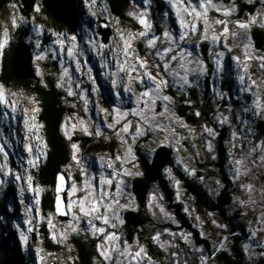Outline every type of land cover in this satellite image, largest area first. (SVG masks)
Segmentation results:
<instances>
[{"label": "rangeland", "instance_id": "1", "mask_svg": "<svg viewBox=\"0 0 264 264\" xmlns=\"http://www.w3.org/2000/svg\"><path fill=\"white\" fill-rule=\"evenodd\" d=\"M38 1L39 11H36L34 16H40L45 20L47 15L44 14L43 9L46 11L47 9L43 5V0ZM164 1L168 6L166 18L154 16L152 0L147 5L144 0L135 1L128 12V17L133 24L124 23L110 16L104 0H95V3L91 0H82V4L77 6L83 12L81 25L73 32L66 25L55 20L48 11L51 15L48 21H38L33 18L28 23L31 30L28 43L32 46L34 76L37 75L42 81L45 72L49 70L47 65L56 62L59 66L58 84L69 99V107L75 111L74 114H68L65 117L62 133L70 144L71 156L75 154L79 161L78 164L72 159L71 165L64 168L69 179L67 205L69 203L72 205L71 210L67 207L68 218L63 220L55 212L45 215L43 204L51 189L41 184L35 175L46 163L48 157V142L45 137V127L39 119L41 109L38 99L24 87L9 89L0 85L4 95V101H0V148L3 149L0 151V186L4 189L12 186L15 193L14 198L12 197L7 204L8 217L11 218L3 216L2 223L16 231L23 250L30 257L29 264H77V250L72 240L73 236L91 239L96 249L97 245L101 244L114 257L112 261H105L97 251L94 264H114L115 260L128 264L130 257L125 259L119 256L125 241L128 252L134 253L141 246L145 249L150 261L148 258H137L139 264H202L201 256L206 257L203 264H224L221 258L235 261L237 251L243 252L247 262L264 264V197L261 196V190L264 189V166L252 164L253 160L259 161V158L264 155L262 151L264 149V69L259 67L260 61L256 59L258 56H264V53L257 48L253 38L254 28L264 30V26H261L264 24V0H251V2L243 0L249 5H256L255 14L246 12V17L240 16V7L236 4L225 6L213 0V4L217 5L220 11L209 9V19L227 20L230 33L236 31L237 36L233 39L229 35L226 41L228 47L225 48L223 37L220 42H214L211 39L213 29L219 33L223 25H212L205 37L201 39L199 28L203 26V22L200 21L197 36H191L187 41L180 42L179 47L172 45L174 52L169 53V57L175 54L179 60L181 49H183L185 60L193 61L187 64L189 69L196 68L198 61L206 68V71L203 74L190 72L189 79L192 85L180 88L173 85V78L170 75L165 74L169 85L163 90V94L171 97L170 110L163 117L156 116L153 121L154 124L160 123L165 126V131H144L142 128L144 134L137 136L133 141L132 134L139 119L132 115L133 109L138 110L135 97L145 89L148 81L145 78V83L142 85L134 78L129 79L127 65L124 72H120L117 68L118 62L120 64L125 62L124 41L120 39V35L124 34L127 37L132 34L135 37L130 41L129 51L132 53L130 62L135 64L136 58L139 57L147 63L148 67L138 70L148 71L155 76L157 71L155 65L161 61L154 53L169 45L161 40L157 41L152 48H148L147 39L153 35L162 37L164 31L170 32L178 39L182 29L177 18V11L185 21L192 19L184 11L189 0H172L177 4L176 8L171 6L169 0ZM192 3L196 4L197 0H192ZM226 10L230 11L227 17L223 15V11ZM141 12L147 13L145 18L151 25L148 29L139 23L138 17ZM100 18L107 19L111 28L108 43H104L102 35L98 33ZM252 18H255L256 22L250 24L248 29L242 30L235 27L234 22H247ZM23 20L15 3L9 7V14L0 13V43L4 44V47L0 49V73L4 50L11 41L10 30L12 27L17 28ZM52 20L64 27L54 25ZM142 31H146L147 36L137 35ZM73 36L75 40L69 39ZM205 42L210 44L209 56L214 71L211 100L204 99L205 75L208 70L206 61L203 59L201 44ZM244 44L249 46L245 48ZM68 49L73 52L71 58L67 54ZM219 51L224 52V56L221 60L222 67L218 68L215 63L217 59L215 54ZM245 52L251 59H245ZM233 57H238L239 63ZM77 61L80 63L79 71L76 67ZM245 65L247 72L244 71ZM173 66L178 65L173 62ZM135 75L133 73V77ZM242 75L244 81L240 80ZM252 81L256 82L255 88L251 86ZM125 86H129L131 91L125 92ZM69 90L74 93L72 96L67 94ZM192 95L199 98L198 105L193 104ZM181 97L186 99L187 105L194 106L192 113L197 119L196 125L188 123L179 115L177 99ZM255 101H258V106ZM115 109L127 112L128 115L121 118L120 122L110 129L107 124L113 123ZM161 110V103L158 102L156 111ZM196 112L200 115L196 116ZM224 117H227V120L221 124L220 120ZM126 121H131L129 133H121L118 137L116 131ZM205 126L212 128L215 135L210 136L206 133ZM97 128L102 133L98 137L85 132L87 129L88 133H94ZM222 130L226 141L225 167L231 180L232 204L228 212L239 216L238 221L234 218L233 221L238 223L241 221L245 225L243 230L247 234L246 237L242 234L241 228L232 233L236 226L231 227L217 214L197 208L192 194L187 193L188 189L175 173V168H179L187 177L202 184L213 195L214 200L218 199L225 188V183L220 178L217 150V140ZM82 139L115 145V149L112 150L109 147L107 150H94L91 148L92 144H85ZM122 140H126L127 144L122 143ZM208 142H211L212 151L207 150ZM73 144L77 145L75 153ZM161 146H168L174 151L175 166L167 168L164 174L175 191L176 202L183 205V213L200 237L208 241L209 249L214 251L212 255L210 250H206L204 246L197 243L192 231L182 225L158 188L151 192L146 206L145 214L148 224L144 231L145 236L141 238L137 235L132 242L128 239L126 230L128 220L125 215L127 212L139 210L132 189V180L142 172L140 153L151 160ZM129 147H131V153L127 151ZM117 155L121 157V161L115 160ZM237 160L242 163L237 164ZM108 164L112 167L109 168ZM236 169H239L241 174L234 181ZM193 171L194 174H191ZM125 172H130L132 175H125ZM17 176L20 177L19 180L16 179ZM101 176L112 180L111 185L107 183L103 185L107 191L104 203L111 205L107 215L110 224L116 223V228H111L94 219L98 213L84 217L79 211L81 199L87 197L86 206H90L94 200ZM29 177H31L30 181ZM177 181H179L178 185ZM118 183L119 193H117ZM247 183L253 185L251 199L247 189L241 187ZM73 187L76 189L75 192L72 191ZM37 200H39L38 204ZM117 200L119 203L115 202ZM121 205L128 206L121 207ZM160 208L164 209L163 213L160 212ZM103 211L104 208L101 207V212ZM114 214L123 220L122 224L114 218ZM73 216L78 219L73 220ZM89 219L97 227H104L105 233L93 234L87 223ZM213 220L217 224L226 225V228H217L212 223ZM31 224L37 226L36 241H33L29 232ZM43 228L48 234L49 241L43 237L41 232ZM112 232H115L120 239L107 244L103 243L104 236ZM156 234H159L158 241L152 239ZM53 235L56 240L52 238ZM1 237L0 233V239ZM224 237L227 239L223 240ZM221 241H223V247H221ZM245 245H248L247 250ZM235 246L239 250H235ZM173 253L177 255L173 256Z\"/></svg>", "mask_w": 264, "mask_h": 264}, {"label": "trees", "instance_id": "2", "mask_svg": "<svg viewBox=\"0 0 264 264\" xmlns=\"http://www.w3.org/2000/svg\"><path fill=\"white\" fill-rule=\"evenodd\" d=\"M135 1L137 0H104V5L109 10L110 16L118 18L124 23L133 24L132 20L128 17V12ZM217 1L225 6L236 4L240 7L241 17H246V12L250 14H255L256 12V5H249L246 2H243V0ZM67 2L73 8L77 19L76 27H79L81 25L83 12H81L77 6L82 4V0H67ZM12 3L16 4L21 17H23L24 20L19 23L17 28L12 27V30H10L11 41L9 46L4 50V56L1 64L0 85L9 89L24 87L38 99L41 109L39 119L45 127V137L48 142V157L46 163L40 167V170H38L35 175L41 184L51 189L50 193H48L47 197H45L43 204V212L45 215H48L49 212H54L53 202L57 174L64 171V168L71 165L72 162L70 144L63 136L62 127L65 117L68 114H74L73 112L75 111L69 107V99L67 98L66 93L57 86L59 66L56 62L49 66L47 65L49 70L45 72V75L40 82L34 79L23 81L15 77L12 63L17 47L23 42H28L31 35L30 25L28 23L31 22L33 18H36L38 21L46 22L49 20L51 15L43 9L44 14L47 15L45 20L40 16H34L36 7L39 4L38 0H0V13L9 14V7ZM151 7L154 12V16H159L160 18L164 16V18H166L168 6L164 0H152ZM102 19L103 18H100V21ZM171 21L174 22L173 19H171ZM52 22L54 25L62 28L64 27L55 20H52ZM253 36L257 48L264 53V30L254 28ZM201 47L203 50V59L206 61L208 70L205 75L206 92L204 99L211 100L212 78L214 71L209 56L210 44L205 42L201 44ZM192 100L194 101L193 104L198 105V97L192 95ZM177 107L179 115L182 118H184L188 123L196 125L197 119L192 113L194 111V106L187 105L186 99L181 97L177 99ZM82 140L85 144H92L91 148L94 150H107L109 147H111L112 150L115 149V145L94 143L93 140L90 139ZM225 144V134L222 130L221 135L217 140V150L220 178L222 182L225 183V188L218 199L214 200L212 198L213 195L205 189L202 184H199L195 179L187 177V175L179 168H175V173L178 178L183 181L186 189H188L187 193L190 195L192 194L191 196L194 199L197 208L215 213L227 221L231 227L236 226L233 230L231 229L232 233H234L236 229L241 228L242 234L246 237L247 234L245 233V230H243L245 225L241 223V221H239V223L233 221L234 219L238 221L240 219L239 216L231 215L228 212L231 209L229 206L232 204V194L230 192L231 180L225 167V161L227 159ZM140 156L142 172L138 177L132 180V189L135 194L139 210L136 212H127L125 215L128 220L126 223L128 239L132 242L135 240L137 235L141 238L145 236L144 231L148 224V219L145 214L146 206L151 192L158 188L162 191L169 208L175 212L182 225L192 231L197 243L204 246L206 250H210L208 241L203 240L200 237L198 231L193 228L191 222L183 213V205L176 202L175 191L165 177V170L175 166L173 149L168 146H161L153 154L151 160L147 159L146 156L141 153ZM14 195L15 193L12 186H8L7 189L0 186V233L2 235L0 239V264H29L30 257L26 251L23 250L21 241L17 237L16 231L12 230V228L7 224L3 225L2 223L3 216L11 218L8 217L9 207L7 204L12 197L14 198ZM41 232L43 233V237L49 241L48 234L45 232L44 228ZM4 233L5 235H3ZM72 240L77 250V264H94L97 256L95 243H93L91 239L78 238L76 236H73ZM234 249L239 250L236 246ZM213 252V250H210L211 255ZM221 261L224 264H254L246 261L245 255L242 251H237L235 261H231L228 258H221Z\"/></svg>", "mask_w": 264, "mask_h": 264}, {"label": "snow or ice", "instance_id": "3", "mask_svg": "<svg viewBox=\"0 0 264 264\" xmlns=\"http://www.w3.org/2000/svg\"><path fill=\"white\" fill-rule=\"evenodd\" d=\"M91 2L95 3V0H91ZM169 2L171 3V6L173 8L177 7V4L172 2V0H169ZM250 2H251V0H250ZM144 3H145V5H147L150 3V0H144ZM209 9H215L217 11H220V8H218L217 5L213 4V0H197L196 4H193L192 0H189V4L187 7L184 8V11L187 13V15L189 17L192 18L190 21H185L183 18H181L179 11H177V18L180 21V28L182 29L178 39H177V37H175L174 35H172L168 31H164L162 33V37L153 35L147 39V47L148 48H152L157 43V41H161V40H162V42H167L169 45L168 47H165L162 50H158L154 53V55L159 57L160 61H161V63H157L155 65V67L157 69L155 76H153L148 71H139L138 70V69H147V67H148L147 63L145 61L141 60L139 57L136 58L135 64H132L130 62L131 57H132V53L129 51V49L131 48L130 41L132 39H134L135 37L132 34H129L127 37H125L124 34L120 35V39L122 41H124L123 54L125 56V62H124V64H120L118 62L116 65L117 68L119 69L120 72H124L125 71V65H127V76L129 79L134 78L139 83H141L142 85L145 83V78H147V81H148V84L145 87V89L140 92L139 96L135 97V101H136L138 110L133 109L132 115L139 117V119L136 123L135 131L132 134L133 141H135L137 136L143 135L144 131H148V130L165 131V126H163L162 124H160V123L154 124L153 123L156 116L163 117L165 115V113L169 112V110H170L169 106L171 104V97L163 94V90L166 89L169 85V81L166 78L165 74L170 75L173 78V81H172L173 85L180 88V87H183L185 85H187V86L192 85V81H190V79H189V73L190 72L196 73V74H203V72L206 71V68H204V66L198 61L196 62L197 63L196 68L189 69L187 67V64L193 63V61H191V60L186 61L185 60L183 49H181L179 60L177 58V55H175V54H173L169 57L168 54L174 52V48L172 47V45H176V47H179L180 42L187 41L188 39L191 38V36H197V34H198V22H200V21L203 22V26L199 28V38H201V39L205 37L206 33L209 31V29L212 27V25H223V27L219 31V33H216L215 29H213V35H212L211 39L214 42H220L221 37H223V40H224L223 47H225V48L228 47V45L226 43L228 36L231 35L233 39L237 36L236 31H232L230 33L227 20H221V19L210 20L208 17ZM36 11H39L38 7L36 8ZM130 15H131V13H130ZM146 15H147L146 12H141L139 14L138 20H139V23L142 26H144L145 29H148L151 27V25L146 20V18H145ZM223 15L225 17L229 16L230 11H227V10L223 11ZM255 22H256V19L252 18V19L248 20L247 22L236 21L234 23H235V27L237 29L246 30L249 28L250 24L255 23ZM261 26H264V24H262ZM185 30H187V31H185ZM137 35L139 37H145V36H147V32L142 31V32H139ZM69 39L75 40L76 38L73 36V37H70ZM244 39L245 40L247 39L246 35L244 36ZM248 46H249L248 44H244L245 48H247ZM3 47H4V44L0 43V49H2ZM101 47H103V46L101 45ZM230 50L231 49H229V51ZM67 54L70 58L73 57V52L71 49H68ZM188 55L190 56L191 54L189 53ZM215 55L217 57V59L215 60L216 65L218 66V68L222 67L221 60L224 56V52L219 51ZM39 58L40 57H38V59ZM233 59L236 60L237 63H239L238 57H233ZM245 59H251V57L248 55L247 52H245ZM256 59L258 61H260L259 67L261 69H264V56H258V57H256ZM173 62H176V64L178 66H173ZM76 67H77V71H79L80 70L79 61H77ZM244 71L247 72V66L246 65L244 67ZM133 73L136 74L135 77H133ZM65 75H67V71H65ZM240 80L244 81L243 75L240 76ZM113 85L115 86V81H113ZM57 86L60 87L61 85L58 84ZM251 86L253 88H255L257 86L256 82L252 81ZM124 91L129 92V91H131V89L129 86H125ZM67 94L69 96H72L74 93L71 90H69ZM0 101H4L2 86H0ZM158 102L161 103V108H162V110L159 112L156 111V105ZM85 103H87V101H85ZM255 103H257V106H258V101H255ZM114 113L115 114L113 115V123L107 124V127L110 129L114 127V124L119 123L121 118L127 117V115H128L127 112H121L119 109H115ZM195 115L199 116L200 113L196 112ZM226 120H227V117H224L223 119L220 120V123L223 124ZM130 126H131V121H126L125 123H123V125L120 127V129L116 131V135L118 137H120L121 133H129ZM185 127H187V126L185 125ZM142 128L144 129V131H142ZM172 131H174V129H172ZM204 131L206 133H208L210 136L215 135L214 130L212 128L207 127V126L204 127ZM85 132H86V134H90V135L94 134L97 137L102 134L99 128H97L94 133H88L87 129H85ZM122 143L127 144V141L122 140ZM72 147H73V150L75 153V150L77 149V145L73 144ZM207 150L212 151L211 142L207 143ZM0 151H3V149L0 148ZM127 151H128V153H131V147H129L127 149ZM262 151H264V149H262ZM37 159H39V158L37 157ZM72 159L75 160L79 164V161L77 160L75 154L73 155ZM213 159H215L214 156H213ZM115 160L121 161V157L119 155H117L115 157ZM29 163H32V161H29ZM236 163L241 164L242 161L237 160ZM252 164L264 166V155H262L259 158V161L253 160ZM107 166L109 168L112 167L111 164H108ZM185 170L187 171V169H185ZM249 171H250V169H249ZM191 174H194V171ZM240 174H241L240 170L236 169V176L233 177V180L235 181L239 177ZM125 175H132V173L125 172ZM16 179L19 180L20 177L17 176ZM28 179L30 181L31 177H29ZM59 180H60L61 185H62L63 181H64V176L63 175L59 176ZM105 183H107L108 185H111L112 180L111 179H105L103 176H101V179L99 181V188L97 190V194L95 195L94 200L91 202L90 206H86L87 197H85L84 199H81L80 205H79V211L83 214L84 217H89L93 213H98V215H96L94 217V219L101 221L104 225H108L111 228H116V226H117L116 223L110 224L109 216L107 215V212L111 208V205L104 203V200L107 196V191L103 187V185ZM120 183H123V181H120ZM178 184H179V181H177V185ZM29 187L31 188V185H29ZM241 187L247 189V191L249 193V198L251 199V193H252L253 185L251 183H247L245 185H242ZM75 190H76L75 187H73L72 191L75 192ZM58 191H59V188H58ZM119 192H120V187H119V183H118L117 184V193H119ZM261 196L264 197V189L261 190ZM153 199H154V197H153ZM115 202L119 203L118 200ZM36 203L38 204L39 200H37ZM241 203L243 204V201ZM127 206L128 205H121V207H127ZM56 207H57V211L60 215H65V212L63 210H61L59 199H57ZM67 207L69 210H71V207H72L71 203H69L67 205ZM101 207L104 208L103 212H101ZM186 211H187V209H186ZM160 212L163 213L164 209L160 208ZM209 215H211V214H209ZM114 218L116 220H119V223H121V224L123 223V220L120 219L118 215L114 214ZM72 219L77 220L78 218L73 216ZM197 219H199V218H197ZM87 223H88L90 230L92 231L93 234H95V233L104 234L106 231V229L104 227H97V225L94 224L91 219L87 220ZM212 223L217 228H226V225L217 224L215 220H213ZM50 227H51V224H50ZM73 230H75V229H73ZM29 231H31V229H29ZM253 235H255V233H253ZM52 238L54 240H56L55 235H53ZM119 239H120V237L115 232H112V233H108L107 235L104 236L103 243L107 244L110 241L114 242V241H118ZM152 239L154 241H158L159 240V234L154 235L152 237ZM226 239H227V237L223 238V240H226ZM114 247H115V245H114ZM221 247H223V241H221ZM127 249H128V245H127V242L125 241L123 249L121 251H119V256L125 257V259H128L130 257V259H128V264H139V261L137 260V258H148L147 253L142 246L139 247V250L135 251L134 253L128 252ZM247 249H248V245H245V250H247ZM97 251L99 252V255L101 257H103V259L105 261L114 260V257L112 255H110L109 250L104 248L101 244L97 245ZM198 251H202V250L198 249ZM142 254H143V256H142ZM175 255H177V254L173 253V256H175ZM148 259L150 261V258H148ZM201 261L203 264V262L206 261V257L201 256ZM114 264H122V262L119 260H115Z\"/></svg>", "mask_w": 264, "mask_h": 264}, {"label": "water", "instance_id": "4", "mask_svg": "<svg viewBox=\"0 0 264 264\" xmlns=\"http://www.w3.org/2000/svg\"><path fill=\"white\" fill-rule=\"evenodd\" d=\"M43 5L47 11L52 15V17L66 25L72 32L76 30L77 19L74 14L72 6L67 2V0H43ZM98 33L102 35V41L108 43L111 36V28L107 19H102L98 23ZM33 52L32 46L28 42L21 43L15 52L12 67L14 75L17 79L27 81L34 79L40 81L41 79L33 74ZM64 176L63 184L59 180V176ZM69 187V179L67 174L64 171H61L57 174L56 183H55V194H54V212L66 220L68 218V209H67V191ZM59 188V191H58ZM57 199H59L61 210L65 212V215H60L57 211ZM29 231L32 235L33 241L37 240L36 224H31L29 226Z\"/></svg>", "mask_w": 264, "mask_h": 264}]
</instances>
